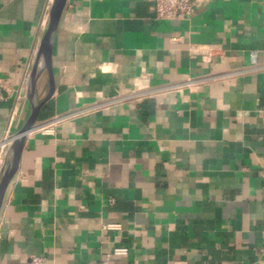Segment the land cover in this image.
Wrapping results in <instances>:
<instances>
[{
	"label": "crops",
	"instance_id": "0c3cea01",
	"mask_svg": "<svg viewBox=\"0 0 264 264\" xmlns=\"http://www.w3.org/2000/svg\"><path fill=\"white\" fill-rule=\"evenodd\" d=\"M51 1L0 0V141L29 114ZM197 2L168 21L150 0L66 1L0 264H264V0ZM46 90L43 75L38 101ZM137 91L150 95L112 102Z\"/></svg>",
	"mask_w": 264,
	"mask_h": 264
},
{
	"label": "water",
	"instance_id": "95a60500",
	"mask_svg": "<svg viewBox=\"0 0 264 264\" xmlns=\"http://www.w3.org/2000/svg\"><path fill=\"white\" fill-rule=\"evenodd\" d=\"M66 1H51L47 14V25L38 41L32 65L28 72L25 94L29 105V114L21 129L11 139L0 166V214L7 187L18 169L25 138L33 130L42 106L51 99L54 92L52 49ZM43 75L47 77V90L45 97L41 101H38L36 89L38 81Z\"/></svg>",
	"mask_w": 264,
	"mask_h": 264
},
{
	"label": "built area",
	"instance_id": "2783aa9c",
	"mask_svg": "<svg viewBox=\"0 0 264 264\" xmlns=\"http://www.w3.org/2000/svg\"><path fill=\"white\" fill-rule=\"evenodd\" d=\"M150 1L153 4L154 17L156 20H168V21L184 20L186 18H189L194 13L195 9L198 7L197 0H150ZM177 41H180V39H177ZM250 62L252 65H255V54L254 53L250 54ZM190 84L191 82H186V83H182L181 85H178L177 87L188 86ZM170 88H176V87L174 86ZM162 90H166V88ZM149 95H150V92L148 91H137L128 97L115 98L112 102L122 101V100L130 99V98H136V99L140 98L141 99ZM99 106L100 105H96V107H99ZM63 119H64L63 117H53L49 120L44 121L39 127V132L43 135L52 134L56 124L62 121ZM13 137L6 136L0 141V164L3 162V157L5 155V152L8 146L10 145L11 141H8V140ZM109 202L112 203V200H109ZM102 229L105 231H114V230H119V226L118 225H106ZM128 252L129 251L126 246H120V247L114 248L111 251V253L107 255V258L127 256ZM261 254L262 256H264V250H261ZM32 263L41 264L42 260L33 259Z\"/></svg>",
	"mask_w": 264,
	"mask_h": 264
},
{
	"label": "bare ground",
	"instance_id": "6f19581e",
	"mask_svg": "<svg viewBox=\"0 0 264 264\" xmlns=\"http://www.w3.org/2000/svg\"><path fill=\"white\" fill-rule=\"evenodd\" d=\"M12 138H10L8 141H11ZM4 158V157H3ZM2 164V163H1ZM1 166V165H0Z\"/></svg>",
	"mask_w": 264,
	"mask_h": 264
},
{
	"label": "rangeland",
	"instance_id": "374dc122",
	"mask_svg": "<svg viewBox=\"0 0 264 264\" xmlns=\"http://www.w3.org/2000/svg\"><path fill=\"white\" fill-rule=\"evenodd\" d=\"M13 136V135H12Z\"/></svg>",
	"mask_w": 264,
	"mask_h": 264
}]
</instances>
